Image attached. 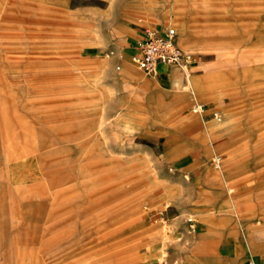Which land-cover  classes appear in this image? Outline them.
I'll return each mask as SVG.
<instances>
[{
  "label": "rangeland",
  "instance_id": "rangeland-1",
  "mask_svg": "<svg viewBox=\"0 0 264 264\" xmlns=\"http://www.w3.org/2000/svg\"><path fill=\"white\" fill-rule=\"evenodd\" d=\"M144 26L201 62L145 74ZM211 229L264 257V0H0V264H187Z\"/></svg>",
  "mask_w": 264,
  "mask_h": 264
},
{
  "label": "crops",
  "instance_id": "crops-1",
  "mask_svg": "<svg viewBox=\"0 0 264 264\" xmlns=\"http://www.w3.org/2000/svg\"><path fill=\"white\" fill-rule=\"evenodd\" d=\"M139 38L140 30H138L130 45L131 54L134 52V47ZM169 68V66L163 67L160 76L168 73ZM186 78L193 91L196 89L199 92L207 93H212L215 89L222 92V88L229 82L224 75H207L201 79L192 80L190 73L186 72ZM125 79H133V76L127 73ZM173 81L176 85H183L184 82L181 78H176ZM197 238L199 240L195 241L197 244L194 247L195 252L202 256L187 255V257H184L187 264L188 262L189 264H248L249 262L259 263L264 260V257L251 250L247 245V241H244L241 234H236L235 231L204 230L197 235ZM79 247L78 245L73 249Z\"/></svg>",
  "mask_w": 264,
  "mask_h": 264
},
{
  "label": "built area",
  "instance_id": "built-area-1",
  "mask_svg": "<svg viewBox=\"0 0 264 264\" xmlns=\"http://www.w3.org/2000/svg\"><path fill=\"white\" fill-rule=\"evenodd\" d=\"M130 57L134 65L153 77L159 76L163 67L174 66L190 69L202 60L199 53L187 50L179 44L175 28L159 29L151 26H144L140 29V38ZM191 110L193 113L203 114L205 105L195 99ZM214 115L217 117L216 113ZM216 161L219 163L220 157H217ZM256 264H264V262Z\"/></svg>",
  "mask_w": 264,
  "mask_h": 264
}]
</instances>
